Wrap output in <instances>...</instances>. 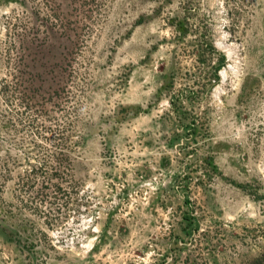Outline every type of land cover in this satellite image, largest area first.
I'll return each mask as SVG.
<instances>
[{"label":"rangeland","instance_id":"1","mask_svg":"<svg viewBox=\"0 0 264 264\" xmlns=\"http://www.w3.org/2000/svg\"><path fill=\"white\" fill-rule=\"evenodd\" d=\"M0 264H264V0H0Z\"/></svg>","mask_w":264,"mask_h":264}]
</instances>
